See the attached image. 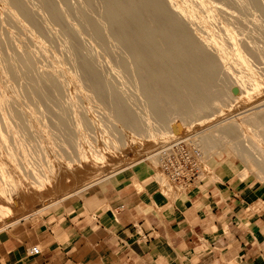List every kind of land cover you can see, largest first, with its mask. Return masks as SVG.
Wrapping results in <instances>:
<instances>
[{"label": "bare ground", "instance_id": "6f19581e", "mask_svg": "<svg viewBox=\"0 0 264 264\" xmlns=\"http://www.w3.org/2000/svg\"><path fill=\"white\" fill-rule=\"evenodd\" d=\"M185 1L0 0V221L21 218L40 200L99 181L107 169L113 172L134 158L124 153L135 143L157 166L158 150L154 149L178 135L173 130L177 121L186 131L196 130L190 139L200 145L205 160L224 147L238 150L248 132L256 136L258 127L253 124L264 127V107L254 115H245L246 110L233 120L224 119L231 121L221 127L214 125L216 118L233 110V103L244 99L243 93L236 94V83L241 89L248 86V95L261 94L264 84L260 92L252 90V75L258 72L252 66H248V78H234L236 66L245 67L246 51L227 54L216 38L212 40L214 30L208 20L203 19L205 28L200 29L193 15L195 5V9L187 8L193 10L189 12L181 4ZM214 1L198 0L219 10L220 4ZM241 1L264 21V0ZM244 16L243 20L248 17ZM16 28L27 32L28 41L53 49L57 64L50 69L36 67L39 56L15 40ZM106 65L122 79V85L118 77L104 75ZM63 74L85 77L94 97L106 106L104 121L109 119V124L102 138L93 137L96 142L86 137L83 121L74 117L76 95L70 94L72 103L65 100ZM128 85L136 92H128ZM231 90V96L220 101L219 95ZM31 99H44L58 108L37 111ZM25 100L31 102L28 107L23 105ZM216 103L219 108L209 110ZM255 140L251 141L253 151L262 142Z\"/></svg>", "mask_w": 264, "mask_h": 264}, {"label": "crops", "instance_id": "0c3cea01", "mask_svg": "<svg viewBox=\"0 0 264 264\" xmlns=\"http://www.w3.org/2000/svg\"><path fill=\"white\" fill-rule=\"evenodd\" d=\"M252 126L197 185L164 188L141 161L10 223L0 264H264V127Z\"/></svg>", "mask_w": 264, "mask_h": 264}, {"label": "rangeland", "instance_id": "374dc122", "mask_svg": "<svg viewBox=\"0 0 264 264\" xmlns=\"http://www.w3.org/2000/svg\"><path fill=\"white\" fill-rule=\"evenodd\" d=\"M182 1H185V0H181V2ZM215 1L217 3H219L220 4V7L223 8V9L220 8L218 10L215 7V4H214V6L212 4L201 5L198 2V0H192V2L190 0L189 1L186 0L185 1L186 3H181V4H184V7H185V4H186V7H185L186 9L188 7H189V9H195V8L197 9V10H195V12L193 10H188V9L187 10L189 12H192L193 11V15H194V17H196V20H198V24H199L198 27H200V29L201 28L202 29L205 28L204 27V23L202 22L203 19L208 20L210 27L214 30V34H212V35H215V36L212 37V35H211L212 40H215L216 41V39H217L219 41L220 45L224 48V51L227 54H230V55L235 56L237 53H243V52L246 51L245 53H247V55H248L249 58L246 59L245 67H240L239 65H237L236 66L237 75L233 74L234 75V78L236 76H239L240 78L243 77L242 79L245 80V78L246 77L248 78V76H249V74H247V73H249L248 66H252L251 67L252 69H254V70H256V71H258L260 73L257 72L256 75H252V77L254 78L252 80H254V82L251 81L253 84L250 85V86L252 87V90L253 91L255 89V92H260V87L262 88V84H264V25H263L264 24V21H263V19L261 17H259L258 12H256L255 9L254 10L253 9L250 10V9L247 8L248 9L247 10L244 6H242V4H241L242 1L241 0H235L236 2L234 0H230V1L229 0H215ZM189 2H190V4H189ZM192 4L195 5V8H194V6H192ZM189 5L192 6L193 8L190 7ZM224 9H225L226 13H228L230 11L228 13L230 16L227 15V17L228 18H231L233 20L235 19V22H237V23L231 21V19L229 20V19L226 18V13H225ZM231 15H232V17H231ZM233 15L234 16L237 15V17L235 16L236 17L235 18ZM244 15H247L248 16L247 18H249V19L246 18L247 20L246 19L243 20L244 17H246ZM259 18H261L262 20H260ZM236 19H237V21H236ZM256 19H258L259 21L256 20ZM14 31H15V36H16V37H14L15 40L23 43V45H24L25 48L31 49V50H35V52L37 53L36 57L38 58V56H39L38 59H36V57H35V59H36L35 61H38L39 60L38 63L35 62L36 63L35 66L36 67H40L41 66V68L50 69V68H52L53 66H55L57 64L56 61H55L56 60L55 55L53 57L52 54H51L53 49L49 48V46H46L48 48L44 47L45 46L44 44H43L44 46L43 45L42 46L40 45L41 48H39L40 47L39 44H37V43L35 44L31 40L28 41L29 38L27 36V32H24L23 33L21 30L19 31L17 28L14 29ZM22 38H24V39H22ZM214 44L216 45V42H214ZM215 45H214V47H216ZM42 48L43 49L46 48V50L47 49H49V50L48 51H45V49H44V51H43ZM255 49L257 50L256 52H255ZM50 50H51V52H50ZM47 52L50 53V54H48ZM107 67L104 68V75L105 76H108V77L112 76L116 80H117V77H118L119 80H117V81L120 83V85H122V83H123L122 79L119 76H116L115 74H113L112 71H111V69H109V66H107ZM64 75L65 74L62 75L63 76L62 78L64 80H66V82H67V84L64 85V87H65L64 89L65 90L63 89L65 91V93H66L65 94L64 91H63L64 95L65 96L67 95L65 97L66 98L65 100H67L68 102L72 103L73 101H71L69 99L70 98V94L76 95V99L73 102V103L76 104V106H75L76 113H75L74 117H76L78 119H81V121H83V123H84L83 125L84 126L82 127V129L86 132V135H87L86 137L89 136V137H91L92 140H93V137H94V139H96L98 136L100 138H102V135H104V132H105L104 129H106V127L109 124V121H108L109 119L106 120V121H104L105 119H107V116H105V115H107L105 113L106 112V108H105L106 106H104L102 103H100L94 97L93 93L91 92V90H92L91 87L89 88V86H90L89 83L85 82V79H84L85 77L83 78L84 79L83 80L82 79L83 76L81 77L79 75H76V77H72V76L71 77L70 76L68 77V75H66V76H64ZM226 76H228V74H226ZM232 76L230 78H233ZM64 77L67 78L68 81ZM76 78H78V79H76ZM79 78H80V80H79ZM81 80L84 81V82H82ZM85 83H87V84H85ZM244 83L245 84H248V81H245ZM237 85H239V86H237ZM240 85H241L240 83H238V84L236 83L234 87H235V89H237L236 91L239 92V93H236L237 95H239L241 93L244 94V96H243L244 99L243 100L242 99H238L235 103H233V105H234L232 107L233 110L231 109V111L228 112L227 114H225L224 116L218 117V118H216V120H214V122H215L214 125H216L217 127H221L224 124L229 123L231 120H233L232 118L234 117V119H235V116L238 115V113H240V112H243V111H246L247 110L245 115H247V116L249 115L250 116V115H254V113L257 110H259L260 107H264V91L261 94L260 93L259 94H255L253 92V95H248L249 87L246 86L243 89H241L240 88ZM130 86L131 85H128L127 90H128V92H130L132 90L131 93L133 94L134 91H135V89H134V87L131 86L132 87L131 88ZM67 87H69L68 90H67ZM232 92H233V90H231L230 92L229 91L228 92H224L225 93L224 95H223V93L220 94L219 95L220 96L219 97L220 101H226V99L229 98L228 96H231L230 94ZM31 100H32L31 101L32 104L34 103L33 106L40 107V108L35 107V109L37 111L40 110L42 112L43 109H44V107H46V106L47 107L45 109L48 108V110L49 109L50 110L52 109L53 111L54 110H57V108H58V106H56L54 103L52 104L51 102L44 101V99L43 100H40V101L38 100V102H37V100H36V102L33 99H31ZM31 102H29L28 100H25V103L23 105L26 106V107H28ZM43 102H45L46 105H43V104H45ZM56 104H59V103H56ZM218 104L219 103H216L217 106L215 104L214 105H211V108H209V110H212V109L214 110V108L215 109L219 108V105L220 104L219 105ZM49 106H50V108H49ZM41 107H42V109H41ZM81 111H83V113H87V114H84L85 120L83 118L84 116H83V113ZM98 114H99V116H97ZM101 115H102L103 118L101 117ZM89 117L91 119H88ZM229 117L231 118V120H224V119H228ZM237 117H239V116H236V118ZM177 120H179V119L177 118ZM85 121H87V122L89 121V123H91V125L89 123L87 124ZM106 122H108V123H106ZM173 122H175V121H173ZM210 122H212V121L210 120V121H207L206 123H210ZM87 125H89V126H87ZM91 126H92V128H91ZM186 129L187 128L183 125L182 121H177L174 124V126H173V130H174V133L175 134H177V133L180 134L181 133V135H189V137H191L192 133L194 134L196 132L195 129H193V130L192 129L191 130L188 129L189 131H186ZM91 130H93V131H91ZM251 134L254 136L253 132H248V134L245 137H247V138L252 137ZM218 140L219 139H217V141ZM221 141H223V140H219L218 143H220ZM93 142H96V140H93ZM136 145H137V143H135L133 145L134 148L127 147L126 150H125V153L124 154L129 159H131V157L132 158L134 157L133 159L130 160V162L124 163V164L118 166L117 169H114L116 171L113 170V172H109L111 170L107 169L103 173V176L100 178V180L101 179H104V178H106L108 176H110L111 174L117 172L118 170H120L122 168H125L127 166H131V165H134V164L139 163L141 161H148L150 163V159L146 157L147 155L144 152L145 149L142 148V147H140V146H136ZM162 145H163V143L160 144L158 147H156L154 149V151L156 149L158 150ZM73 148H75V145H74V147L72 146V149ZM75 149H73V151H75ZM135 152L137 154L136 156L134 155ZM215 152H217V151H215ZM213 156H214V154L213 155L211 154V156H208L206 158L208 159V158L213 157ZM156 157L157 156H155L154 158L156 160V165L158 163V165L156 166L157 167V170H158V179L161 180L160 177H162V178L165 179L163 181L162 180L160 181L162 183V186L164 188L165 187H171V186L172 187H176V183L173 182L172 180H170L162 172V170H161V168L159 166L158 158H156ZM134 160L136 161L135 163H134ZM131 161H133V162H131ZM132 163H134V164H132ZM205 169L208 170L207 167H205ZM79 191L78 190L77 191H73L71 193H67V194H64L62 196H58V197L53 198V199H46L47 201L46 200H40L39 201L40 203H38V205L35 206V208L29 214H27V215L25 214V216H28L30 214H34V213L39 212V211H41V210H43L45 208H48V207H52L54 205H57V204L63 202L67 198L75 197V195ZM25 216H22V217H25ZM18 219H20V218H17L16 219L15 217H11L9 219L0 221V231L3 228H5L7 225H9L10 223H12V222H14V221H16Z\"/></svg>", "mask_w": 264, "mask_h": 264}, {"label": "built area", "instance_id": "2783aa9c", "mask_svg": "<svg viewBox=\"0 0 264 264\" xmlns=\"http://www.w3.org/2000/svg\"><path fill=\"white\" fill-rule=\"evenodd\" d=\"M162 172L173 182L197 185L207 178L206 160L198 143L189 135L178 134L163 144L157 152ZM34 246L32 253H39Z\"/></svg>", "mask_w": 264, "mask_h": 264}]
</instances>
